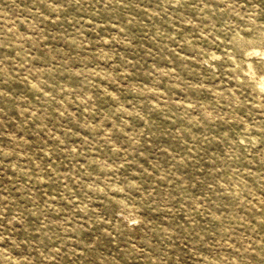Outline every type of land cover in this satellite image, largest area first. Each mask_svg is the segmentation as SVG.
<instances>
[{
    "label": "rangeland",
    "instance_id": "rangeland-1",
    "mask_svg": "<svg viewBox=\"0 0 264 264\" xmlns=\"http://www.w3.org/2000/svg\"><path fill=\"white\" fill-rule=\"evenodd\" d=\"M0 264H264V0H0Z\"/></svg>",
    "mask_w": 264,
    "mask_h": 264
}]
</instances>
